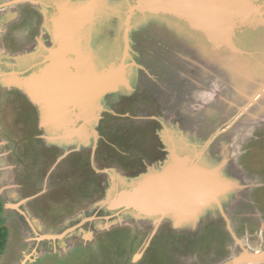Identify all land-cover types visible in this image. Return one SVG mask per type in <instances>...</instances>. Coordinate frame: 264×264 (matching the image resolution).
I'll return each mask as SVG.
<instances>
[{"label": "water", "instance_id": "water-1", "mask_svg": "<svg viewBox=\"0 0 264 264\" xmlns=\"http://www.w3.org/2000/svg\"><path fill=\"white\" fill-rule=\"evenodd\" d=\"M11 1L9 5L0 7V87L19 91L30 99L36 108L40 128L45 133L42 137L46 144L49 148L63 150L64 155L59 160L73 152L88 151L91 164L96 170L94 153L101 137L98 128L102 109L109 111L110 104L121 101L122 97L139 89L138 84L148 74L144 66H148L150 59L154 61V51H166V47H155V37H171L169 35L179 26V30L184 28L187 35L184 44L192 48L195 54L185 56L181 52L179 56L182 59L179 60L177 55L176 59L172 56L174 51L178 48L184 52L187 50L183 49L177 39L172 41L169 38L173 48L168 47L171 55H164V58L171 61L172 65L182 66L181 62L186 61L187 67L201 69L204 78L215 77L223 68L228 69L229 65H234L246 86L245 90L260 92L264 88V0ZM23 1L33 4L39 12L38 35L33 44L24 48H21L24 45L16 50L3 47L1 37L6 31L5 25L19 14L12 6ZM63 6L66 14L68 11H77V7L87 10L84 9L85 12L83 10L81 14L77 12L76 17H72L74 30L69 35L61 32L66 23L71 24L72 15L57 17ZM71 34L72 37H69ZM144 51L148 52L146 56ZM156 62L167 74L170 70L165 68L168 61L164 63L162 59H157ZM84 71L90 73L86 79L89 81V99L82 97L77 101L76 97L68 96L62 107L64 118L58 120L51 113L53 104L50 107L48 105L58 99V94L71 91ZM170 71L174 73L172 69ZM226 77L229 79L226 81L229 96H225L224 100H221L224 96L211 99L215 102L223 101V107L206 106L191 114L185 111L190 119L203 116L200 119L202 121L189 123L195 126L193 131L184 129L180 121L176 122L172 118L158 119L161 127L155 133L163 143L161 150L164 155L144 161L133 173L121 174L113 167L101 171L107 175L106 181L102 182L106 192L97 204L106 205L115 211L113 215L118 217L112 224L123 222V216H127L128 219L143 222L149 220L156 227L166 220L176 230L184 227L195 230L204 219H214L216 215H221L229 229L226 208L237 205L241 199L245 203L251 202L250 199L246 200V193H241V190L249 186L242 179L244 172L242 165L238 164V157L242 154L239 149L263 118L257 116V119L252 118L250 121L244 118L241 110L236 112L238 116L233 114L236 119L233 118L232 87L235 86H232V73ZM40 80H45L47 87L40 88ZM203 82L201 79L187 84L181 81L182 87L173 88L174 95H170L177 100L166 110L175 113V109L183 104L184 95L188 96L186 104L196 100L199 103L201 99L189 94L196 88L201 92L210 90ZM57 83L59 87H56ZM86 102L89 103L88 112L82 107ZM181 110L186 109L182 107ZM218 110H221L219 117L211 114ZM225 110L230 113L225 115ZM226 116L232 121L226 122L225 128L219 129L216 126L212 130L215 122ZM250 122L253 126L248 125ZM239 123L242 129L249 128L248 134L244 136V130L236 133L238 137H232L231 144L230 133ZM206 131L209 132L205 134ZM195 138L205 142L206 147L194 143L198 141ZM174 161H184L179 176L172 175L174 171L171 170L176 167ZM202 171L223 185L219 187L216 197L202 204L201 212L195 214L192 209L197 208L196 201L204 198L199 182L195 186L196 178L201 177ZM158 176L163 177L164 183L151 187L149 181ZM153 187L157 189V196L153 193V198L150 196L145 199L146 193ZM142 188L145 192L139 194ZM213 189H208L204 196H208ZM195 198L198 200L194 201ZM143 202L150 205L142 207ZM57 236L61 238L59 234ZM239 245L240 253L232 257L229 264L264 263V248L262 251H251L242 243ZM138 257L136 255L135 258Z\"/></svg>", "mask_w": 264, "mask_h": 264}, {"label": "rangeland", "instance_id": "rangeland-1", "mask_svg": "<svg viewBox=\"0 0 264 264\" xmlns=\"http://www.w3.org/2000/svg\"><path fill=\"white\" fill-rule=\"evenodd\" d=\"M12 2L0 0V7ZM12 8L19 14L14 22L5 25L6 31L2 36L5 46L16 50L23 45L21 48L34 43L38 35L39 12L27 1L16 3ZM63 8L65 10L64 6ZM60 12L59 10L57 17ZM179 29L180 26L172 31L169 35L171 37H155V47H166V51H154V61L150 59L148 66L145 65V60L143 61L148 74L144 75L142 83L138 84L139 89L122 97L121 101L110 104L109 111L102 109L98 128L101 137L94 153L96 170L91 164L88 151L73 152L59 160V157L64 155L63 150L49 148L46 144L43 138L45 133L40 128L36 108L30 99L24 93L0 87V220L8 230L0 264H229L232 257L235 258L240 253V243L251 251H262L264 88L260 92L245 90L246 86L234 65H229L228 69L223 68L215 77L207 78L202 76L204 73L198 67H187L186 61L181 62L182 66L172 65L171 61L164 58V55H171V49L168 47L173 48L170 45L172 39H177L183 49L187 50L184 52L178 48L172 56L177 55L181 60V52L185 56L195 54L192 48L184 44V37L187 36L184 28ZM147 53L144 51V56ZM157 59H162L164 63L168 61L165 68L172 69L174 73L168 70L167 75L157 65ZM194 59L200 60L198 57ZM228 73H232V86H235H231L232 116H238L237 113L241 110L244 118L250 121L257 116L263 118L239 149V152H242L238 157V164L242 165L244 172L242 179L249 186L248 189L241 190V193H246V200L250 199L251 202L245 203L241 199L237 205L226 208L231 231L221 215H216L214 219H204L195 230L187 227L176 230L171 222L166 220L156 227L149 220L143 222L128 219L127 216H123V222L112 224L118 217L113 215L115 211H111L106 205L97 204L106 192L102 182L107 179V175L101 171L113 167L121 174L133 173L135 171L129 167L138 164V158L152 160L162 156L163 143L155 133L157 128L161 127L158 119L172 118L176 122L180 121V126L184 129L193 131L195 126H190L189 123L202 121L200 119H203V116H196L195 120L190 119L185 115V111L188 110L191 114L206 106L223 107L225 103L221 100L229 96L226 83L229 80L226 77ZM200 79L210 90L201 92L196 88L189 94L201 99L199 103L196 100L186 104L188 96L184 95L183 104L175 109V113L171 114L166 110L177 100L170 97L173 88L182 87L181 81L187 84ZM223 96L221 103L218 101L220 104L211 100ZM182 107L186 110L182 111ZM85 111L88 112V107ZM228 113L229 110H225V115ZM211 114L219 117L221 110ZM223 118L215 122L212 130L216 126L219 129L225 128V123L232 121L228 116ZM243 130L244 136L248 134V127L242 129L241 123L235 125L230 133L231 144L232 137H238L236 133ZM11 131L15 132L14 135ZM194 143L205 146V142L199 140ZM141 151L150 152L146 155ZM132 160L135 161L131 162ZM202 172V180H211L210 182L219 189L222 183L215 182L205 171ZM155 178L164 181L163 177L152 179ZM150 182L151 180L149 184ZM217 191L215 190L214 198ZM200 210L192 211L198 214ZM73 229L75 231H72ZM58 234L63 237L55 240L47 237ZM136 255H139L137 259Z\"/></svg>", "mask_w": 264, "mask_h": 264}, {"label": "bare ground", "instance_id": "bare-ground-1", "mask_svg": "<svg viewBox=\"0 0 264 264\" xmlns=\"http://www.w3.org/2000/svg\"><path fill=\"white\" fill-rule=\"evenodd\" d=\"M85 8H78L77 9V11H68V14H66V13H64V12H66V9L64 10V8L62 7L61 8V16H65V15H69L70 14V16H71V24L69 25V24H67L66 23V25H65V29H64V31L63 32H61V34H65V35H69L70 34V32L71 31H73L74 30V25H72V23H73V19H72V17L73 18H75L76 17V13L78 12V14L80 13L81 14V12H83V10H84ZM86 10V9H85ZM85 10H84V12H85ZM69 37H72V34L69 36ZM89 72H82V76H81V78L77 81V84L75 85V86H73L72 88H71V91H69V92H67V91H63L61 94H58L57 95V97H58V99H55V101L53 102V103H51L50 105H48L49 107L51 106L52 107V109H51V113L53 114V115H57V117L56 118H58V120H62L63 118H64V110H63V106L65 105V102L67 101L66 100V98L68 97V96H70L69 98H74V97H76V99H77V101L79 100V98H80V100L82 99V97L84 98V99H89V93H88V86H87V82H89L88 80H86L88 77H89ZM43 76V75H42ZM76 76H78V77H80L79 75H76ZM234 78H236V77H234ZM235 80V79H234ZM40 82V88H42V87H47L46 85V83H44L45 82V80H40L39 81ZM86 82V83H85ZM240 82V81H239ZM93 84H95V83H93ZM91 86H92V83H91ZM56 87H59V85H58V83L56 84ZM43 90H46V88L45 89H43ZM75 94V95H74ZM68 98V99H69ZM221 103V102H220ZM219 103V104H220ZM89 103H83V106L82 107H84V110H86L87 109V107L89 106L88 105ZM47 106V107H48ZM246 110V109H245ZM248 110V109H247ZM54 111V112H53ZM213 115V114H212ZM64 121V120H63ZM186 162V161H185ZM176 167H173V169L171 170V171H174V173H172V175H174V176H179V174H180V172L179 171H181V167H183V163L182 162H180V163H175L174 164ZM184 168V167H183ZM203 173L204 172H202V174H201V177H199V178H196L197 179V181L195 182V186H198V182H199V184H200V186H202L201 188H202V193H203V199H201V200H199V201H196V200H198L197 198H195V200L194 201H196V205H197V208L196 209H192V210H200V207H201V205L202 204H204L206 201H209L210 199H213L214 198V195H215V190H218V188L215 186V185H213L210 181L209 182H207L206 180H202L203 179ZM205 176V175H204ZM206 177H207V175H206ZM205 177V178H206ZM211 179V178H210ZM153 181V183H152V185H151V187L152 186H154L155 184H156V186L158 187L160 184H163L164 183V181L162 182L161 181V179L160 178H158V179H152L151 180V182ZM150 182V183H151ZM223 185V184H222ZM221 185V186H222ZM220 186V187H221ZM204 187L206 188V190L204 189ZM208 187H210L209 189H211V188H214L213 189V192H210L209 193V195L207 196H204L205 195V193H206V191L208 190L207 188ZM143 192H145V190L144 191H142L141 193H143ZM153 193H155V195L157 196V189L156 188H151L150 190H149V192H147L146 193V195H145V199H147V198H149L150 196L153 198ZM217 193V192H216ZM191 201V200H190ZM143 203H145V204H143V205H146V206H149L150 204L149 203H147V202H143ZM142 207H144V206H142ZM44 237H46V236H44ZM48 238H52V239H57V237L58 236H52V235H48L47 236ZM59 237H62L61 235H59Z\"/></svg>", "mask_w": 264, "mask_h": 264}, {"label": "trees", "instance_id": "trees-1", "mask_svg": "<svg viewBox=\"0 0 264 264\" xmlns=\"http://www.w3.org/2000/svg\"><path fill=\"white\" fill-rule=\"evenodd\" d=\"M2 211V204L0 203V214ZM8 237V230L1 224L0 220V255L3 253Z\"/></svg>", "mask_w": 264, "mask_h": 264}, {"label": "flooded vegetation", "instance_id": "flooded-vegetation-1", "mask_svg": "<svg viewBox=\"0 0 264 264\" xmlns=\"http://www.w3.org/2000/svg\"><path fill=\"white\" fill-rule=\"evenodd\" d=\"M39 19V18H38ZM38 26V25H37ZM27 113V112H26ZM28 114V113H27ZM13 132V133H12ZM11 133L14 135V131H11ZM162 151V150H161ZM142 153H144V154H146V155H149V152L150 151H141ZM155 152V151H154ZM163 152V151H162ZM164 153V152H163ZM164 155V154H163ZM161 157V156H160ZM158 158V157H157ZM157 158H154V159H157ZM154 159H152V160H154ZM123 160V159H122ZM124 162H126V160H123ZM133 161H135V160H132L131 162H133ZM144 161H151V159H147V158H138V164H135L134 165V167H129V168H131L132 170H136L137 168H139V167H141L142 166V164L144 163ZM137 163V162H136ZM214 185V184H213ZM202 187V186H201ZM210 187H208L207 189H209ZM204 189L206 190V188L204 187ZM211 189H213V188H211ZM211 192H213V190L211 191ZM216 252V251H215ZM216 254V253H215ZM258 264H261V263H258Z\"/></svg>", "mask_w": 264, "mask_h": 264}, {"label": "crops", "instance_id": "crops-1", "mask_svg": "<svg viewBox=\"0 0 264 264\" xmlns=\"http://www.w3.org/2000/svg\"><path fill=\"white\" fill-rule=\"evenodd\" d=\"M1 38H2V40H3V41H2V46H3V47H6L5 44H4V41H5L4 37L2 36ZM86 103H88V102H86ZM53 112H54V111H53ZM36 114H37V113H36ZM53 116H56V117H57V115H53Z\"/></svg>", "mask_w": 264, "mask_h": 264}]
</instances>
